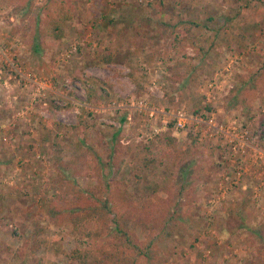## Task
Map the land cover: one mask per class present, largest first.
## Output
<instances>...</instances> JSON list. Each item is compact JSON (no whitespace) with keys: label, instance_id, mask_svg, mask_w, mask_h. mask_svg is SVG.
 Listing matches in <instances>:
<instances>
[{"label":"rangeland","instance_id":"obj_1","mask_svg":"<svg viewBox=\"0 0 264 264\" xmlns=\"http://www.w3.org/2000/svg\"><path fill=\"white\" fill-rule=\"evenodd\" d=\"M72 1L54 40L42 34L48 0H0V264H74L63 255L80 239L54 216L104 180L112 195L145 198L150 216L178 218L158 243L163 264H264V157L254 151L264 153V0ZM182 20L199 27L184 32ZM140 102L186 116L198 105L250 146L240 155L235 140L172 123L154 134L160 115L154 124ZM169 124L175 150H161L158 166L135 162ZM34 234L46 248L25 256Z\"/></svg>","mask_w":264,"mask_h":264},{"label":"trees","instance_id":"obj_2","mask_svg":"<svg viewBox=\"0 0 264 264\" xmlns=\"http://www.w3.org/2000/svg\"><path fill=\"white\" fill-rule=\"evenodd\" d=\"M42 11L44 14L42 34L54 40L63 39L65 25L73 19L75 11L73 1L48 0ZM208 21L210 22L212 19ZM177 26L181 27L184 32L199 27L196 22L186 20L179 21ZM210 45L211 40L207 38L205 46L198 47L199 58L206 55L207 46ZM99 60L104 65H108L112 61V56H105ZM193 69V66H189V70H185L182 74L180 71L176 72L175 80H173L182 79L186 73L189 74ZM260 71L264 72V68H261ZM195 73L194 71L191 75L196 77ZM131 80L141 88L135 76H132ZM205 110L210 111L211 108L207 106ZM201 111V107L196 105L194 114L198 115ZM54 125L60 128L59 124ZM171 131L172 124H169L167 131L143 145L133 160L145 167L158 166V159L163 158L159 155L161 150H175V139L171 136ZM113 138H116V135H113ZM188 138L191 140V146L196 148V139L190 132ZM183 154L189 155L191 152L186 148ZM97 161L96 159V167L102 169L104 162L97 163ZM105 166H109L108 162ZM102 185L104 186L97 192L86 189L83 193L73 194L74 198L69 199V208L54 216L56 218L61 216L71 233L80 239L79 246L65 251L63 257L66 261L74 264H163L166 255L159 249L158 243L166 241L167 236L172 235L179 227L178 218L163 215L157 219L155 216H150L147 209L149 204L145 198L138 197L135 201V198L128 193L112 195L111 192L108 193L111 187L110 183L104 180ZM181 193V191L178 192V194ZM117 201L124 204V210L118 207ZM48 203L52 204L51 201ZM37 236L34 234L29 239L31 241L27 245L25 256L35 255L46 248V243L39 240ZM5 249L7 248L5 247Z\"/></svg>","mask_w":264,"mask_h":264},{"label":"built area","instance_id":"obj_3","mask_svg":"<svg viewBox=\"0 0 264 264\" xmlns=\"http://www.w3.org/2000/svg\"><path fill=\"white\" fill-rule=\"evenodd\" d=\"M139 111L144 112V114L146 112V115H148L149 119L152 120L154 124L156 120L158 119V114L160 115L161 124L163 127L161 128V130L158 128L152 127L151 130L154 134H157L160 131L164 130L166 126L168 125V123H172L175 130L181 131L187 128L191 129L192 127L193 128L192 131H194V133L198 135L199 140L203 138L217 139L218 135H220V136H224L225 139H229L228 145L230 146H232L233 141L235 140L237 142V146L233 145L232 150L234 153L238 152L240 155H245L246 147L250 146L244 141V138L247 134L246 131H242L239 136L236 134L235 136H233L234 138L231 139L232 137L231 134L234 135V133L236 132V127L230 126L228 128V131L224 130L221 127H217L216 124L214 123L213 116H210L205 119L197 115L196 116H186L181 111L172 112L170 114H167L164 112L158 113L153 108L152 109L147 108L146 104H142V102H140ZM229 129L231 132H229ZM254 151L258 153V156H260V158L264 157V153H262L260 150H254Z\"/></svg>","mask_w":264,"mask_h":264}]
</instances>
